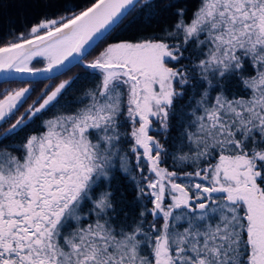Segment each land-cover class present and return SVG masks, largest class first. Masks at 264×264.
Instances as JSON below:
<instances>
[{
    "label": "snow or ice",
    "instance_id": "obj_1",
    "mask_svg": "<svg viewBox=\"0 0 264 264\" xmlns=\"http://www.w3.org/2000/svg\"><path fill=\"white\" fill-rule=\"evenodd\" d=\"M62 7L0 38L6 77L74 62L94 82L75 108L79 74L27 107L34 88L0 90V264H264V0ZM173 8L158 34L107 42Z\"/></svg>",
    "mask_w": 264,
    "mask_h": 264
},
{
    "label": "trees",
    "instance_id": "obj_2",
    "mask_svg": "<svg viewBox=\"0 0 264 264\" xmlns=\"http://www.w3.org/2000/svg\"><path fill=\"white\" fill-rule=\"evenodd\" d=\"M94 0H0V38L6 37L10 30H14V34H19L20 32H26L27 28L31 25L37 23L41 18L48 16L51 17L56 14H62L64 12V5L66 3L67 8L70 11H81L85 7L90 6ZM159 2V0H158ZM45 3L50 5L45 7ZM196 5V0H176V7L185 6L188 8V17H191L192 11ZM175 11V8L170 9L168 12L163 15H157L155 19L146 21L145 17L149 13V9H143L140 12L134 14V18L126 20L115 32L111 34L107 42L111 40H138L143 38H150L153 34H158L161 27L165 23H171V12ZM103 44H100L97 48L90 50V53L85 56L86 60H91L96 55L99 48H102ZM41 62H36L35 65H40ZM79 74V79L76 80L71 88L64 94L60 100V105H65V102H69L66 107L75 108L78 105L72 102L74 98L83 96L84 92L93 86V81L85 75L84 70L79 66L75 65L70 70L64 72L60 76L55 77L53 80L38 81V82H4L0 83V90L5 88H20L29 86L35 89L32 95L28 98L24 107H27V103H31L32 99L35 98L36 93L39 92L45 84L59 83L61 80L68 79ZM180 103H183L181 101ZM57 105L56 108L47 111L41 119H48L53 115L59 114L61 111H64L63 108ZM24 108L16 113L18 116ZM15 119V116L12 118ZM40 120L36 121V124H39ZM35 125H30L28 129H25V132L34 128ZM24 132L20 133V137L24 136ZM213 163L215 160L212 161ZM163 167H168L171 170V160ZM186 171H191L192 169H185ZM117 182L121 183L123 187H128L124 184L122 180L113 181L115 185ZM134 193H129L128 198L131 199ZM186 226V224L184 225Z\"/></svg>",
    "mask_w": 264,
    "mask_h": 264
},
{
    "label": "water",
    "instance_id": "obj_3",
    "mask_svg": "<svg viewBox=\"0 0 264 264\" xmlns=\"http://www.w3.org/2000/svg\"><path fill=\"white\" fill-rule=\"evenodd\" d=\"M36 62H41L40 65H35ZM45 64L44 58L42 56H38V57H34L32 62H31V67L34 68H43ZM73 66H75V63L73 62L72 65H69V68H72ZM66 72V71H64ZM64 72L56 75L60 76L61 74H63ZM20 74H16V76H19ZM49 74L47 73H38L35 77H30L27 79H21V78H12V77H6V75L4 73H0V83H4V82H13V81H18V82H38V81H46L48 79H44V77L48 76Z\"/></svg>",
    "mask_w": 264,
    "mask_h": 264
},
{
    "label": "rangeland",
    "instance_id": "obj_4",
    "mask_svg": "<svg viewBox=\"0 0 264 264\" xmlns=\"http://www.w3.org/2000/svg\"><path fill=\"white\" fill-rule=\"evenodd\" d=\"M16 87H12V88H5V89H15ZM215 163V162H214Z\"/></svg>",
    "mask_w": 264,
    "mask_h": 264
}]
</instances>
